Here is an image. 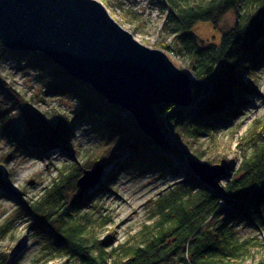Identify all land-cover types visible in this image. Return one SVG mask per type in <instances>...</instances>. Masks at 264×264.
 <instances>
[{
  "label": "trees",
  "instance_id": "trees-1",
  "mask_svg": "<svg viewBox=\"0 0 264 264\" xmlns=\"http://www.w3.org/2000/svg\"><path fill=\"white\" fill-rule=\"evenodd\" d=\"M159 3L166 12L160 47L176 56L182 54L184 70L192 75L191 103L156 106L160 122L181 140L184 154L153 141L129 111L109 103L44 53L11 50L28 56V64L43 71L46 92L77 98L80 106L72 116L50 122L21 105L23 122L17 129L9 116L16 107L0 110V129L16 150L41 160H52L57 152L68 158L67 170L41 197L30 200L27 193L10 192L1 174L0 194L19 205L16 218L29 219L31 230L45 236L56 255L65 257L60 264H264V132L253 126L242 136L237 167L228 164L226 154L199 155L186 143L201 136L213 138L249 107L256 92L254 77L264 68V0ZM230 11L236 13V21L221 32L218 41L202 39L192 31L200 21L219 29ZM0 86L12 96L1 78ZM91 116L102 120L107 139L83 152L73 145V132L75 125ZM190 160L220 164L226 171L212 186L193 172ZM97 165L111 167L105 181L80 194L78 179ZM133 169L181 175V180L178 177L155 200L152 222L144 224L133 240L103 241L104 222L97 216V200L114 188L116 175ZM12 222L0 225V242L8 237ZM241 225L253 229L254 235L241 236ZM16 260L11 252L0 250V264H17Z\"/></svg>",
  "mask_w": 264,
  "mask_h": 264
},
{
  "label": "rangeland",
  "instance_id": "rangeland-1",
  "mask_svg": "<svg viewBox=\"0 0 264 264\" xmlns=\"http://www.w3.org/2000/svg\"><path fill=\"white\" fill-rule=\"evenodd\" d=\"M99 1L104 3L115 20L137 40L152 48L163 50L179 68H186V58L182 54L176 56L160 47L166 12L160 7L159 0ZM235 21L236 13L230 11L219 22V29H215L211 22L200 21L192 31L202 39L218 41L221 32L229 30ZM30 61L26 55L18 56L10 49H2L0 40V78L10 86L8 87L12 90L11 95L18 99H12L13 97L0 86V110L16 107L9 113L15 121V129L23 122L21 118L23 111L19 109L21 105L31 113L44 115L43 117L50 122L60 119L62 115L72 116L71 114L80 106L77 98L46 92L43 77L45 74L33 64H28ZM254 79L256 92L255 96L250 97L249 107L238 115L233 124L227 128H220L213 138L201 136L193 143L188 140L186 143L190 150L198 151L199 153H196L203 156L226 154L228 164L237 167L240 160L238 144L242 136L253 126L264 132V68L258 71ZM102 126L103 122L97 116L85 118L75 125L73 145H77L83 152L85 149H96L101 146L107 139V132ZM167 129L171 138L181 146L178 150L184 154L181 140L175 137L171 129ZM14 146V142L0 129V172L10 192L27 193L26 196L30 200L37 199L45 193L56 177L67 170L65 159L68 158L60 152L53 153L52 160L47 158L41 160L19 152ZM110 169L111 167H105L101 181H105ZM178 177L181 180V175L174 177L158 171L141 169L123 171L116 175L113 181L114 188L105 190L102 197L97 200V216L104 222L100 233L101 239L114 241V244L133 240V236L144 224L152 222L155 200L175 183ZM69 196L73 197L72 194ZM18 206L7 196L0 194V225L13 219V228L8 237L0 242V250L14 254L17 264L63 262L65 257L56 255L51 250L52 246L46 243L45 236L31 230L29 219L16 218ZM239 228L241 236L254 235V230L250 227L241 225Z\"/></svg>",
  "mask_w": 264,
  "mask_h": 264
},
{
  "label": "water",
  "instance_id": "water-1",
  "mask_svg": "<svg viewBox=\"0 0 264 264\" xmlns=\"http://www.w3.org/2000/svg\"><path fill=\"white\" fill-rule=\"evenodd\" d=\"M0 40L10 50L44 53L109 103L129 111L153 141L178 150L156 106L191 103L192 75L163 50L137 40L101 1L0 0ZM189 163L212 186L226 171L220 164ZM103 173L102 165L85 170L77 181L80 194L100 182Z\"/></svg>",
  "mask_w": 264,
  "mask_h": 264
}]
</instances>
